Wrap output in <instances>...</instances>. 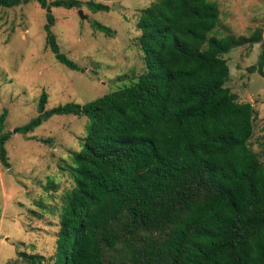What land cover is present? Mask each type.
Segmentation results:
<instances>
[{"label": "trees", "instance_id": "trees-1", "mask_svg": "<svg viewBox=\"0 0 264 264\" xmlns=\"http://www.w3.org/2000/svg\"><path fill=\"white\" fill-rule=\"evenodd\" d=\"M31 1L46 11V44L55 59L81 71L60 52L50 10L83 3L0 0V7ZM85 4L92 12L109 9ZM219 17L214 1L155 0L136 22L145 69L134 83L46 112L42 92L24 134L55 115L85 117L87 134L72 154L74 186L65 195L54 254L20 251L8 264H264V163L250 144L256 112L225 87L223 58L259 37L210 35ZM255 68L263 73L264 50L248 70ZM5 117L4 109L0 164L7 169Z\"/></svg>", "mask_w": 264, "mask_h": 264}, {"label": "rangeland", "instance_id": "rangeland-1", "mask_svg": "<svg viewBox=\"0 0 264 264\" xmlns=\"http://www.w3.org/2000/svg\"><path fill=\"white\" fill-rule=\"evenodd\" d=\"M77 1L83 3L80 8H51V31L60 52L81 71L59 63L48 49L46 11L38 3L0 7V114L6 110L4 132H11L5 143L10 167L0 164V264L16 260L20 251L45 258L54 254L65 195L74 186L72 154L87 134V119L74 115L51 116L24 134L20 128L38 115L42 92L45 112L69 102L85 104L134 83L145 69L136 22L140 10L155 0ZM87 1L109 9L92 12ZM210 1L220 10L210 35L259 37L223 58L230 72L225 87L256 112L250 144L264 163V68L262 74L248 70L264 50V0ZM79 10L86 19H80ZM93 22L109 28V34Z\"/></svg>", "mask_w": 264, "mask_h": 264}, {"label": "water", "instance_id": "water-1", "mask_svg": "<svg viewBox=\"0 0 264 264\" xmlns=\"http://www.w3.org/2000/svg\"><path fill=\"white\" fill-rule=\"evenodd\" d=\"M78 14H79L81 20L87 18L85 15H83L81 10L78 11Z\"/></svg>", "mask_w": 264, "mask_h": 264}]
</instances>
